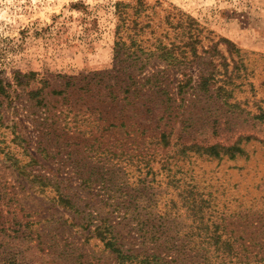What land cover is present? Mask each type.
<instances>
[{"label":"rangeland","instance_id":"374dc122","mask_svg":"<svg viewBox=\"0 0 264 264\" xmlns=\"http://www.w3.org/2000/svg\"><path fill=\"white\" fill-rule=\"evenodd\" d=\"M0 83V264H264V0H0Z\"/></svg>","mask_w":264,"mask_h":264},{"label":"trees","instance_id":"16d2710c","mask_svg":"<svg viewBox=\"0 0 264 264\" xmlns=\"http://www.w3.org/2000/svg\"><path fill=\"white\" fill-rule=\"evenodd\" d=\"M2 92H4V88H3V86H2L1 83H0V94H1ZM216 238H219V237H216ZM224 244H225V245H229V242L225 240V241H224ZM112 248H114V244H113ZM118 256H121V257H122V254H121V253H118ZM154 259L156 260V257H155ZM207 259H208V258H207ZM209 263H210V262H209Z\"/></svg>","mask_w":264,"mask_h":264}]
</instances>
